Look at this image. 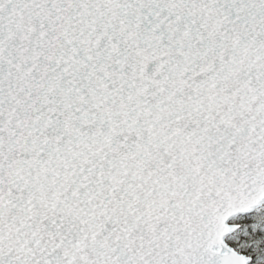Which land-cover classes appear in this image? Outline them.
<instances>
[{
	"label": "snow or ice",
	"instance_id": "obj_1",
	"mask_svg": "<svg viewBox=\"0 0 264 264\" xmlns=\"http://www.w3.org/2000/svg\"><path fill=\"white\" fill-rule=\"evenodd\" d=\"M0 264H264V0H0Z\"/></svg>",
	"mask_w": 264,
	"mask_h": 264
}]
</instances>
